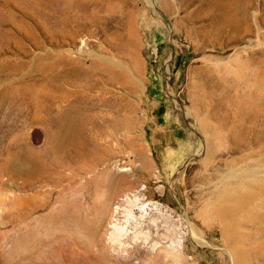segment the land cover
<instances>
[{
    "label": "rangeland",
    "instance_id": "1",
    "mask_svg": "<svg viewBox=\"0 0 264 264\" xmlns=\"http://www.w3.org/2000/svg\"><path fill=\"white\" fill-rule=\"evenodd\" d=\"M262 164L264 0H0V264H169L110 247L132 189L174 264H264V209L214 212Z\"/></svg>",
    "mask_w": 264,
    "mask_h": 264
},
{
    "label": "bare ground",
    "instance_id": "2",
    "mask_svg": "<svg viewBox=\"0 0 264 264\" xmlns=\"http://www.w3.org/2000/svg\"><path fill=\"white\" fill-rule=\"evenodd\" d=\"M117 67L127 75L126 77L130 74L135 78L134 72L126 64L120 61ZM124 171L127 172L128 169ZM231 173L232 175H227V180L234 178L237 181L231 184L230 188L223 191L224 196L221 203L214 208L216 216L222 220L230 219L235 212V208L239 205L244 207V205L252 204L251 211L257 212L264 209V165ZM134 192L133 189L126 190L121 194H117V196L113 195V198L105 202L106 207L103 208V213L110 215V220H112V231L109 238L110 247L116 251L115 246H118L117 248L123 250L124 253L132 249L133 252L135 251L139 255H143V249L147 248L145 256L153 254L152 256L156 259L174 264L181 259V255L175 252L176 249L168 248L170 245L161 247L160 242L154 240V236L158 235V231L164 226V221L160 218L162 220L160 222L161 220L154 217V215L152 216V213L155 214L154 212H156L164 216L168 212L172 217L175 211L157 202H146L140 194H133ZM153 210L154 212H152Z\"/></svg>",
    "mask_w": 264,
    "mask_h": 264
}]
</instances>
